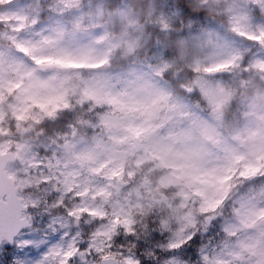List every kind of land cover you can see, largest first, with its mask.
Listing matches in <instances>:
<instances>
[{
	"label": "clouds",
	"instance_id": "9594fccd",
	"mask_svg": "<svg viewBox=\"0 0 264 264\" xmlns=\"http://www.w3.org/2000/svg\"><path fill=\"white\" fill-rule=\"evenodd\" d=\"M0 264H264V0H0Z\"/></svg>",
	"mask_w": 264,
	"mask_h": 264
},
{
	"label": "snow or ice",
	"instance_id": "6c2138e0",
	"mask_svg": "<svg viewBox=\"0 0 264 264\" xmlns=\"http://www.w3.org/2000/svg\"><path fill=\"white\" fill-rule=\"evenodd\" d=\"M71 254H72L71 252L67 253V255H69V256H71Z\"/></svg>",
	"mask_w": 264,
	"mask_h": 264
}]
</instances>
